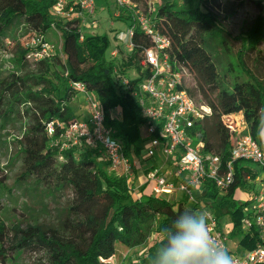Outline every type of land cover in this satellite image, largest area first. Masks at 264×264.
Returning a JSON list of instances; mask_svg holds the SVG:
<instances>
[{
	"label": "trees",
	"instance_id": "obj_1",
	"mask_svg": "<svg viewBox=\"0 0 264 264\" xmlns=\"http://www.w3.org/2000/svg\"><path fill=\"white\" fill-rule=\"evenodd\" d=\"M106 1L95 0L96 10L99 7L107 10ZM217 1L168 0L156 11L154 23L159 32L171 40V61L196 78V93L201 97L197 101L211 110V116L200 128L203 150L218 155L224 166L230 161L231 140L225 118L241 115L252 139L262 141L264 54L260 46L264 38V4L261 0L254 2L260 14L236 39L240 42L235 54L240 75L224 85L212 58L210 42L219 39L221 48L227 50L226 41L210 13L202 12L203 5L216 4ZM3 2L0 38L18 23L34 37L42 38L53 24L61 32L63 59L58 56L51 60L46 57L32 59L41 51V43L19 51L15 64L20 74L22 70L26 72L20 76L11 75L0 82V119L7 122L19 117L24 122L25 130L20 140L22 181L34 179L54 192L68 189L71 194L58 214L56 225L34 224L22 229L18 225L8 228L0 222V264H8L20 252L37 256V264H109L113 257L120 263L132 253L131 249L144 245L146 241L148 245L142 257L134 264H149L161 239V230L178 214L188 210V203L170 202L152 195L151 183L144 182L135 191L125 178L110 177L108 161L100 149L60 150L57 144L65 129L76 121L70 103L79 91L72 86L82 84L96 97L106 124L124 145L125 157H140L144 119L138 105L137 87L147 72L141 73L138 64L140 47H150L148 39L138 30L131 14L119 8L116 20L128 28L134 27V47L118 66L111 58L107 59L109 41L105 35L83 34L76 21L50 17L49 11L56 0ZM223 7L229 12L236 8L230 1H226ZM80 36H83L82 41H79ZM247 62L259 67L262 74L259 76L250 70ZM57 69L65 75L64 79L55 76L62 90L51 81V75H55ZM115 69L127 78L129 70H136L138 75L129 82V90L114 78ZM187 91L194 97L192 91ZM117 109L120 110V119L110 118V113ZM50 124L53 126L52 135L47 131ZM94 158L102 161L104 168L98 167ZM252 168L254 164L251 162L235 161V181L226 193L221 194L211 185L204 192L219 226L223 229L221 219L229 216L228 233L242 236L239 243L247 251L256 244V231L252 229L251 233H244L242 230L244 208L249 202L241 200L238 193L251 189L245 178L250 175L254 180L255 170ZM152 223L156 225L153 232Z\"/></svg>",
	"mask_w": 264,
	"mask_h": 264
},
{
	"label": "built area",
	"instance_id": "obj_2",
	"mask_svg": "<svg viewBox=\"0 0 264 264\" xmlns=\"http://www.w3.org/2000/svg\"><path fill=\"white\" fill-rule=\"evenodd\" d=\"M115 4L130 12L136 27L150 43L149 48L140 47L138 66L141 73L147 72V75L137 87V98L140 114L144 119L141 130L145 157L149 160L159 157L162 164L151 168L144 175V182L152 184L151 193L154 196L172 202L185 201L188 204L200 205L202 200L207 198L204 192H207L209 185L225 194L234 184L235 161L254 164V180L250 175L245 178L251 189L247 192L249 197L241 199L249 202L244 208L245 216L241 224L244 233H251L252 229L256 231L257 241L252 250L241 257L233 256L230 252L229 254L233 257L234 264H264V141H254L243 122L241 129L229 127L230 161L226 165H222L218 155L204 152L200 128L211 116V110L206 104L192 97L185 88L181 66L170 59V38L159 32L151 17L131 9L127 1L115 0ZM53 13L54 17L62 21H76L79 31L97 25L95 0H56ZM133 32L134 27L128 28L125 34L115 36V40L126 44L125 47L130 53L134 47ZM82 39L83 36H80L79 41ZM41 46V51L34 57L46 56L47 45ZM118 57L119 49L110 53L112 60ZM131 72L135 75L132 78L121 76L118 69H115L113 74L127 90L129 82L138 75L135 69H131ZM72 87L85 95L89 118L85 122L75 121L65 129L57 143L59 149H100L109 164L108 175L116 179L125 178L127 184L136 191L135 160L125 157L124 145L114 137V130L106 124V118L96 97L88 93L82 84H73ZM227 119L229 118L224 119L226 123ZM47 131L49 135L53 134L52 124L48 125ZM193 191L203 194L200 200L194 197ZM176 194L182 198H168ZM207 208L211 209V205ZM208 213L210 231L227 249V238L223 229L213 213ZM109 264L124 263H118L113 257Z\"/></svg>",
	"mask_w": 264,
	"mask_h": 264
},
{
	"label": "rangeland",
	"instance_id": "obj_3",
	"mask_svg": "<svg viewBox=\"0 0 264 264\" xmlns=\"http://www.w3.org/2000/svg\"><path fill=\"white\" fill-rule=\"evenodd\" d=\"M125 1L130 3L131 9L148 15L154 21L156 11L168 0ZM226 1L235 4L236 8L234 11H225L223 6ZM256 1L257 0H218L216 4L207 3L202 6V12L210 13L216 26L223 32L226 41L227 50L221 48L218 43L219 39H213L210 42L212 58L224 85H227L229 82L231 83L236 75H240L238 74L235 61V54L240 48V42L236 39L251 27L260 14V11L256 8L254 3ZM261 1L262 4H264V0ZM106 6L107 14L102 15L100 18L97 17V25L93 28H83L82 33L91 34L95 32L98 35H105L109 41V46L106 51L107 59L110 58V53L112 51L119 49V57L114 60V63L119 66L120 63L124 62L125 58L128 57L130 51L127 50L125 47L126 44L123 43V41L119 42L115 40V36L127 33L128 26L116 20L120 7L115 4V0H107ZM3 7L4 2L0 0V11ZM53 8L54 6L50 9L49 15L51 18L57 20V18L54 17ZM97 10L96 15L98 12ZM126 11L130 14L128 10ZM262 13H264V10H262ZM40 43L46 44L48 49L46 56L44 55L43 57L51 60L53 56H58L63 59L62 36L59 28H57L55 24L51 26L50 30L42 38L34 37L31 33H28L20 23L8 29L5 36L0 38V82L5 81L11 75L20 76L22 73H25L26 71L22 70L20 74V71L17 70L18 67L15 63L18 53L23 48L39 45ZM260 51L264 54V38H262ZM42 58L37 56L32 59L39 60ZM29 61H31V58ZM247 66L250 70L255 71L257 75L260 76L262 74L259 67H255L252 63L247 62ZM229 68H231V70H229ZM55 71V75H51V81L57 88L62 90V85L55 76L64 79L65 75L60 69ZM180 71L182 73L185 88L192 91L196 100L200 99V95L196 93L197 81L194 75L184 67H181ZM126 76L132 78L135 75L129 70ZM70 107L76 117V121L85 122L89 118L88 103L84 94L79 93L74 95ZM110 118L120 119V110L117 109L112 111L110 113ZM241 123H243L241 115H236L227 119L228 127L241 129ZM24 130V122L19 117L13 118L7 122H3L0 119V183H2V186H0V222L8 228L13 225H18L22 229L34 224L56 225L59 221L58 214H60L70 199L71 193L68 189H64L61 192H54L45 185L37 183L34 179L22 181L20 177L22 173L20 140ZM261 140L264 141V130H262ZM144 149L145 145L143 144L140 157L133 156V159L140 164L146 162ZM94 161L98 167L104 168V163L102 161L96 158H94ZM193 195L196 199H200V196H203V194L200 195L199 192L196 191H193ZM238 196L240 199L245 200V196L249 197V194L239 190ZM209 204L210 200L204 198L202 203L196 206V209L213 213L212 209L207 208ZM188 206L192 208L194 204L189 203ZM229 222V216H225L221 219L223 232L227 238V249L231 254H234L233 256L241 257L246 252L244 246L239 243L242 236H231L228 233L227 228ZM155 227V223H152V232ZM147 243L148 241H146L145 244L148 245ZM117 246L123 248L121 245ZM136 250L139 254H136L132 258L130 264L138 262L142 257L140 252L143 248ZM14 257L15 258L8 264L38 263L37 256H31L27 252H20L17 255L15 254Z\"/></svg>",
	"mask_w": 264,
	"mask_h": 264
},
{
	"label": "clouds",
	"instance_id": "obj_4",
	"mask_svg": "<svg viewBox=\"0 0 264 264\" xmlns=\"http://www.w3.org/2000/svg\"><path fill=\"white\" fill-rule=\"evenodd\" d=\"M209 213L191 209L161 230L149 264H234L233 257L210 231Z\"/></svg>",
	"mask_w": 264,
	"mask_h": 264
},
{
	"label": "crops",
	"instance_id": "obj_5",
	"mask_svg": "<svg viewBox=\"0 0 264 264\" xmlns=\"http://www.w3.org/2000/svg\"><path fill=\"white\" fill-rule=\"evenodd\" d=\"M97 17L100 18L102 15H105L107 14V10H104L103 7H99L98 10H97ZM95 33V32H94ZM162 164V160L157 157L155 159H152L150 161H148L146 159V162L144 163H139V162H136L135 161V167H134V186L137 188V189H140L141 185L144 183V175L146 174L147 171H149L151 168L153 167H159L160 165ZM180 195L178 196V194H176L175 196H172V197H168V198H175V199H180ZM182 198V197H181ZM172 202V201H170ZM148 244V243H147ZM145 246V247H144ZM147 247L146 244H144L143 246H140V247H137V248H133L131 249L132 250V253H128L124 259H123V263L124 264H130V261L132 260V258L136 255V254H139V252L136 250V249H139V248H143V250H145ZM141 251L140 254H142L144 251ZM247 252V250H246ZM245 252V253H246Z\"/></svg>",
	"mask_w": 264,
	"mask_h": 264
}]
</instances>
